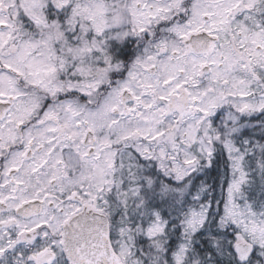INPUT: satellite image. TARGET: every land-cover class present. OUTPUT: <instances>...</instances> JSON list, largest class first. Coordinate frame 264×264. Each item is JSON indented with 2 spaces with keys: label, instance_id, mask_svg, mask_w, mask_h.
I'll list each match as a JSON object with an SVG mask.
<instances>
[{
  "label": "snow or ice",
  "instance_id": "6c2138e0",
  "mask_svg": "<svg viewBox=\"0 0 264 264\" xmlns=\"http://www.w3.org/2000/svg\"><path fill=\"white\" fill-rule=\"evenodd\" d=\"M0 264H264V0H0Z\"/></svg>",
  "mask_w": 264,
  "mask_h": 264
}]
</instances>
